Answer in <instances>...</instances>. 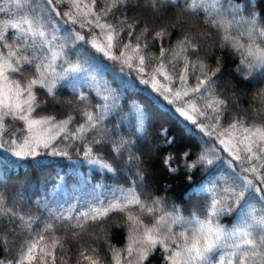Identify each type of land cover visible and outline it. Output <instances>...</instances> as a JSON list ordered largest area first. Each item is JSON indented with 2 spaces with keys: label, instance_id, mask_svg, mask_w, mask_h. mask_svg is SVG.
I'll list each match as a JSON object with an SVG mask.
<instances>
[{
  "label": "snow or ice",
  "instance_id": "snow-or-ice-1",
  "mask_svg": "<svg viewBox=\"0 0 264 264\" xmlns=\"http://www.w3.org/2000/svg\"><path fill=\"white\" fill-rule=\"evenodd\" d=\"M261 4L264 0H185L181 7L179 0H145V5L156 13L167 7L193 15L203 10L204 24L220 33L219 46L240 58L237 72L241 78L248 79L258 73L257 78L264 80ZM63 5L67 6L66 10L62 9ZM96 5L97 0L89 3L84 0H31L27 4L25 0H15V6L18 9L26 7L27 14L21 12L17 21L0 25V150L22 162L30 161L33 166L40 164L45 155L70 158L69 145H64L63 140L56 143L62 136L64 140L80 141L85 145L83 157L88 164L115 175L119 163L126 162L137 168V178L131 181L132 187H116L111 199L97 201L75 216L50 210L46 221L16 210V205L24 200L23 190L17 193L12 205L0 191V245L12 247L3 232L5 226L15 235L13 225H16L27 237L16 257L0 259V264H49V258L50 264H56V249L65 247L64 239L56 234L59 227L72 229L71 235L76 237L89 223L106 222L113 212L125 215L128 228L123 249L109 245L114 264H150V257L157 248L163 253L166 264H264V172H261L264 169V123L232 116L230 123L221 124L229 106L216 90L220 83L215 79L220 72V61L218 59L216 66L209 68L200 57L201 41L196 36L184 34L171 48L161 45L160 54L156 56L148 51V41L141 39L148 29L136 32L137 22L128 14L129 9L138 7L136 0H104L99 10ZM61 23L73 27H61ZM84 29H87L86 34H82ZM169 34L167 28H162L151 39L163 41ZM86 35L90 38L86 39ZM13 40L17 43L13 44ZM98 56L118 64L121 72L125 69L135 71L141 83L163 95L179 117L197 124L200 132L208 137L205 149L195 160H190L188 152L183 153L179 161L172 156L166 157L165 165L170 172L175 174L180 170L172 166L174 162L182 163L186 178L191 181L194 169L210 170L218 161L226 163L232 171L224 183L217 181L211 188L201 185L203 191L210 193L202 213L193 211L185 216L176 205L169 210L159 197L141 199L142 194L137 189L142 187L143 175L140 165L135 163L139 159L132 150L135 142L123 137L116 140L102 126L107 115L105 108L110 107L108 102L111 100L114 104L119 98L110 84H102L97 93L102 101L100 111L94 112L90 110L93 106L86 104L81 113L84 123L72 131L68 125L75 117L68 115L57 120L54 115L40 116L37 112L47 102L37 98V89H43L55 104L57 86L69 75L79 77L87 73L90 80L96 79L87 66ZM28 73H32L30 78ZM190 78L194 83L189 84ZM72 86L75 90V85ZM77 96L80 101L88 100L79 93ZM262 97L264 90L254 99L264 103ZM135 110L139 132L144 127L145 109L136 104ZM6 120L21 122L22 129L26 126L30 135L13 139L15 129L9 131ZM198 120L202 122L198 124ZM89 132L93 133L91 140ZM161 135L165 143L172 142L167 130H162ZM93 145L100 148L111 145L115 154L113 160H118L117 167L104 160L99 150L94 152ZM234 165L245 175L236 173ZM253 202L260 206L259 210ZM234 207L240 208L239 220L228 228L221 223V218L232 213ZM142 216L151 217V222L145 223ZM96 238L109 243L106 235ZM81 261L102 264L95 248L90 252L88 249L81 251L77 264ZM64 264H67L66 259Z\"/></svg>",
  "mask_w": 264,
  "mask_h": 264
},
{
  "label": "trees",
  "instance_id": "trees-1",
  "mask_svg": "<svg viewBox=\"0 0 264 264\" xmlns=\"http://www.w3.org/2000/svg\"><path fill=\"white\" fill-rule=\"evenodd\" d=\"M84 1L90 2V0ZM179 2L181 7H183L185 0H179ZM25 3H31V0H25ZM102 3H104V0H97V10H99ZM136 3L138 7L129 9L128 14L132 21L137 22L136 32L142 31L145 27L148 29L141 39L148 41V51L151 54L159 56L161 45L164 48L174 47L182 35L189 34L196 36L201 41L199 54L209 68H214L219 59L220 72L217 73L215 79H219L220 83L217 85L216 90L221 99L228 101L229 106V112L225 113L224 119L221 120L222 125L230 123L232 116L242 117L248 122L264 123V103H258L254 99L260 90H264V80L257 78L258 73H254L248 79L241 78L237 72L240 58L228 49L219 46L220 33L204 24L205 12L203 10L193 15L179 11L175 7H167L158 13L160 20L151 22V19H148L140 11V8L142 9L145 5V0H136ZM147 8L150 10L149 7ZM148 10H146L147 13H149ZM259 10L264 12V4L259 6ZM21 12L27 14V8L18 9L15 6V0H0V25L17 21ZM75 28L80 30L77 26ZM162 28H167L170 34L163 41H153L151 37ZM10 31L13 35L15 34L14 30ZM81 31L82 34L87 33L85 30ZM63 34L61 33V35ZM89 38L86 35V39ZM12 43L15 44L17 42L13 40ZM79 46L80 42L77 44V47ZM118 54L119 52H117ZM189 55L191 56L192 53H189ZM72 59H76L75 55L72 56ZM87 67L88 71L94 74L96 79L94 81L90 80L87 73L80 74L79 77L69 75L67 80L57 86L58 95L55 104L51 103V98L44 93L43 89H37V98L47 101L41 108L37 109L39 115H54L57 120H63L68 115H71L75 117L73 123L68 125L69 131H72L75 127L84 123L81 113L86 104L90 103L93 106L90 110L94 112L100 111L99 105L102 101L97 93L102 84H110L116 90L119 98L114 101V104L111 100L108 102L110 107L105 108L107 115L103 120L102 126L107 129L109 136L116 140L123 137L135 142L132 150L139 158L135 163L140 165L143 175V180L140 182L142 187H138L142 194L141 197L149 200L159 197L165 203L179 207L185 216L190 215L193 211L202 213L209 196L206 191L202 190L201 185H203V188H211L216 185L217 181L224 183L232 175V171L226 163L218 161L210 170L194 169L191 172L192 179L189 181L186 178L182 163H173V167L180 169L173 174L165 165V158L172 156L179 161V157L183 153L188 152L190 153V160H195L205 149V141L208 140V137L200 132L197 124H192L190 121H185L184 118L179 117L174 108L165 103L167 102L166 100H159L160 97L152 93L151 89L146 92L147 87L140 84L133 71L125 69L124 72H121L118 64L114 65L102 56H98L95 61H91ZM57 71H59V68H57ZM27 75L30 78L32 73ZM226 75L231 76L233 85L229 86L224 83ZM129 76L130 78H128ZM192 83H194V80L190 78L189 84ZM72 85H75V90ZM239 90L246 91L247 96L238 98ZM77 93L86 96L88 100L80 101ZM234 98L237 104L232 102ZM260 99L264 100V97ZM136 104L141 105L145 109L144 127L139 132L137 131L139 117L133 111ZM33 115L35 116L36 113H33ZM201 122L198 120V124ZM6 123L9 124V131H12L13 128L15 129L13 139L27 135L26 126H23L22 129L21 122L9 123L6 120ZM162 130H167L168 137L172 140L171 143L164 142V137L161 135ZM88 137L91 140L93 133L89 132ZM61 140L64 141V145H69L67 151L70 158L45 155L42 158V162L35 166L30 161H18L3 150H0V191L4 193L8 204L12 205L17 193L23 190L24 200L16 205L17 211L22 214L29 213L39 216L46 221L49 218L50 210L69 214L67 211L69 203L64 204L66 200L63 192L67 194V197L73 203V197L77 196L78 192L81 190L88 192L94 186H98L95 188L102 190V198L93 197L95 203L111 199L105 194V191L110 188L118 186L122 188L132 187L131 181L137 178V168L126 162H120L117 167L118 160H113L115 154L111 151V145H106L103 148L93 145V151L99 150L104 160L117 167L115 175L103 170L101 172L97 169L90 170L89 165L84 163L83 150L85 145L81 144L80 141L64 140L61 136L56 143L60 144ZM64 145H61V147L63 148ZM222 155L227 156L226 153H222ZM79 163L80 168L78 169L82 172L81 175L90 177L92 184H85V189L82 187V189L71 195V187L74 189L76 187L79 188V186H76V183L79 182L77 175L71 173V170L75 169ZM234 168L236 173L245 175L240 167L234 165ZM261 172H264V169H261ZM57 186H60V192L62 193L59 196V203L52 200V192ZM95 191L98 192L99 190L96 189ZM189 197H192V199H189ZM38 201L39 205L37 204ZM253 204L255 205V202ZM255 207L258 210L260 208L259 205H255ZM239 211V207H234L232 213L221 218V223L227 227L234 225L239 220L237 215ZM78 213L79 209L71 214L75 216ZM142 218L145 223L151 222V217L143 216ZM124 221L125 215L123 213L113 212L109 215L106 222H101L100 225L89 223L85 230L76 237H72V229L59 227L56 234L64 239L65 247L63 250L60 248L56 249V264H64L65 259L67 264H77L79 253L85 249L90 252L91 248L96 249L102 264H114L109 245L117 249H123L126 246L128 228ZM33 227L36 228V225H33ZM13 228L16 229L17 234L15 235L6 226L3 228L6 239H8L12 247L6 248L0 245V259L7 260L16 257L27 238L16 225H13ZM65 233H68V235L65 236ZM97 235H106L109 243L105 244L103 240H98L96 238ZM45 242L47 243L48 241L46 240ZM65 252L67 256L64 255ZM50 260L51 258H49V264ZM81 264H88V262L81 261ZM150 264H166L163 259V253L159 248L150 257Z\"/></svg>",
  "mask_w": 264,
  "mask_h": 264
},
{
  "label": "rangeland",
  "instance_id": "rangeland-1",
  "mask_svg": "<svg viewBox=\"0 0 264 264\" xmlns=\"http://www.w3.org/2000/svg\"><path fill=\"white\" fill-rule=\"evenodd\" d=\"M85 2V1H84ZM85 3H87V2H85ZM66 8H67V6L66 5H63L62 6V9L63 10H66ZM150 9V8H149ZM146 10H148V8L144 5L143 7H142V9L140 8V11L143 13V15L144 16H146L148 19H151L150 21L152 22V21H154V20H160V17H159V15H158V13H156V12H154V11H152L151 9L150 10H148L149 11V13H147V11ZM65 25H63V23L61 24V27H64ZM77 27H79L78 25H76ZM65 27H68V28H71V27H73L72 25H67V26H65ZM85 31H87V29H84ZM96 33L98 34L99 33V29H97L96 30ZM132 71V70H131ZM134 73H135V75L138 77V74L135 72V71H133ZM145 75H147V73H145ZM128 78H130V76L128 77ZM160 80H161V82L162 83H166L164 80H163V78L162 77H158ZM139 82H140V80H139ZM232 78H231V76L230 75H226L225 76V78H224V83L225 84H227V85H233L232 84ZM140 84H142V85H145V84H143V83H141L140 82ZM146 87H147V89H146V92H148V89H151V86L150 85H145ZM173 87H175V85H173ZM151 91H152V93H154L155 95H157V96H159L160 98H159V100H164V98H163V95H161V94H159V93H155L152 89H151ZM237 96V95H236ZM244 96H247V93H246V91H244V90H239V93H238V98H242V97H244ZM189 99H190V97H189ZM233 103H236L237 104V102H236V99L234 98V101H232ZM161 103V102H160ZM165 103H167V104H169L168 103V101L167 102H165ZM169 105H171V104H169ZM173 108H174V110H175V107L173 106V105H171ZM135 113H136V110H133ZM191 122V121H190ZM27 135H30L29 133H27ZM10 155V154H9ZM227 155V154H226ZM11 156V155H10ZM13 157V156H12ZM15 158V157H14ZM18 161H20L18 158H16ZM86 165H89V169L90 170H92V169H97L98 171H102V169H99V168H97L96 166H93V165H90V164H88L87 162H84ZM77 168V169H76ZM76 168L75 169H72L71 170V173L72 174H74V175H77V177H78V180H79V182H77L76 183V186H79V188L78 187H76V189H74V188H72L71 187V195H73V193L74 192H76V191H79V189H82V187H84L83 189H85V184H92V181H91V178L90 177H85V176H82L81 174H82V172L80 171V169H78V168H80V163L79 164H77V166H76ZM104 171V170H103ZM64 176V175H63ZM90 176V175H89ZM65 181V180H64ZM71 185H72V183H71ZM70 185V186H71ZM70 186H67V187H70ZM95 187H98V186H94V188H91L90 190H88V192H84V191H80V192H78L76 195L77 196H74L73 198H74V205H72V203H71V200L67 197V194H65V192H63V194H64V198H65V200H66V202L64 203V204H67L68 202L70 203V205H69V208H67V211L68 212H70L71 210H76L77 208L79 209V212H82V211H86L87 210V208H88V206L89 205H92V204H94V200H93V197L94 198H96V197H100V198H102V196H101V194L102 193H98L99 191L101 192L102 190H100L99 188H95ZM96 189H98L99 191L98 192H96L95 190ZM115 188H112L111 190H108V191H105V194H107V196L108 197H110V198H112V195H113V190H114ZM138 191H139V189H137ZM61 190H60V186H57L56 187V189L52 192V200L55 202H57V203H59V201H60V198H59V196H60V192ZM140 192V191H139ZM62 194V193H61ZM207 194H208V196H209V199H210V193L209 192H207ZM141 199H143L142 197H141ZM144 199H146V198H144ZM149 200V199H148ZM166 204V206H167V208L170 210L171 209V207L173 206V205H170V204H167V203H165ZM143 217V216H142ZM144 217H146V216H144ZM238 222V221H237ZM236 222V223H237ZM235 223V224H236ZM234 224V225H235ZM234 225H232V226H230V227H228V228H231V227H233ZM14 242V241H13Z\"/></svg>",
  "mask_w": 264,
  "mask_h": 264
},
{
  "label": "bare ground",
  "instance_id": "bare-ground-1",
  "mask_svg": "<svg viewBox=\"0 0 264 264\" xmlns=\"http://www.w3.org/2000/svg\"><path fill=\"white\" fill-rule=\"evenodd\" d=\"M111 189H112V188H110V189H108V190H111ZM108 190H107V191H108ZM100 193H102V191H101Z\"/></svg>",
  "mask_w": 264,
  "mask_h": 264
}]
</instances>
